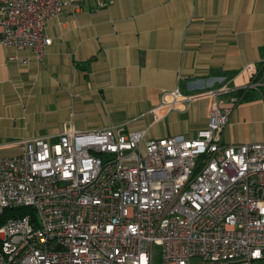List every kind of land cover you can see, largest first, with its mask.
Masks as SVG:
<instances>
[{"label": "built area", "instance_id": "1", "mask_svg": "<svg viewBox=\"0 0 264 264\" xmlns=\"http://www.w3.org/2000/svg\"><path fill=\"white\" fill-rule=\"evenodd\" d=\"M66 6L81 1L0 0V47L42 62L46 24ZM236 91L209 93L217 102L193 139L65 128L0 156V264H153L155 247L161 264L264 260V143L222 144ZM195 98L162 92L153 124Z\"/></svg>", "mask_w": 264, "mask_h": 264}, {"label": "crops", "instance_id": "2", "mask_svg": "<svg viewBox=\"0 0 264 264\" xmlns=\"http://www.w3.org/2000/svg\"><path fill=\"white\" fill-rule=\"evenodd\" d=\"M80 1L47 22L42 62L0 47V156L65 128L193 139L217 102L209 93L223 85L253 99L232 110L222 144L264 143V0ZM251 82L259 85L246 88ZM175 89L197 98L153 124L150 110ZM84 115L86 125L74 127Z\"/></svg>", "mask_w": 264, "mask_h": 264}, {"label": "rangeland", "instance_id": "3", "mask_svg": "<svg viewBox=\"0 0 264 264\" xmlns=\"http://www.w3.org/2000/svg\"><path fill=\"white\" fill-rule=\"evenodd\" d=\"M86 121H87V118H86V115H84V117L82 119L78 120L75 123L74 127H76V128L84 127L86 125ZM68 125H69V127L73 125L71 120H69ZM161 126H162V124L159 127L161 128ZM152 135H153V132L150 133V136H152ZM153 264H161V251H160L159 247L154 248ZM241 264H245V263H241ZM252 264H264V260L256 261Z\"/></svg>", "mask_w": 264, "mask_h": 264}, {"label": "trees", "instance_id": "4", "mask_svg": "<svg viewBox=\"0 0 264 264\" xmlns=\"http://www.w3.org/2000/svg\"><path fill=\"white\" fill-rule=\"evenodd\" d=\"M258 83H261V82H258ZM234 95H235L237 98L240 99V102H241V101H246V100L253 99V97L251 98V97L248 95L247 90H238V91L235 92ZM7 216H8V215H6V213H5L3 219L6 218ZM3 219H1V220H3Z\"/></svg>", "mask_w": 264, "mask_h": 264}]
</instances>
